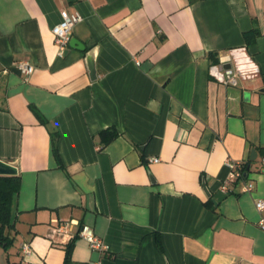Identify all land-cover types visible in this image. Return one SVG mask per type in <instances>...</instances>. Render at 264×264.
<instances>
[{"label": "crops", "instance_id": "crops-1", "mask_svg": "<svg viewBox=\"0 0 264 264\" xmlns=\"http://www.w3.org/2000/svg\"><path fill=\"white\" fill-rule=\"evenodd\" d=\"M62 9L82 19L58 54ZM0 159L20 176L0 264H64L67 245L65 264H264V0H0ZM229 160L247 171L224 193ZM70 219L107 251L54 231Z\"/></svg>", "mask_w": 264, "mask_h": 264}, {"label": "built area", "instance_id": "built-area-1", "mask_svg": "<svg viewBox=\"0 0 264 264\" xmlns=\"http://www.w3.org/2000/svg\"><path fill=\"white\" fill-rule=\"evenodd\" d=\"M60 16L61 19L60 21L55 24L52 27V33L54 36V41L56 43L57 49H58V54H62L63 51L66 49V47L69 44L70 38H71V31L72 27L79 22L82 19V16L77 13V12H69L66 9L60 10ZM225 59L221 58L220 63L222 64L225 61H228L229 55L224 56ZM16 66L18 70L25 74H30L34 70V66L32 64H29L27 61L20 60L16 63ZM226 76L222 79L225 84H236V73L233 72L232 68L230 70H227ZM152 161H157V157H153L151 159ZM227 164L230 167V173L228 178H226L220 185V190L224 193H227L229 188L228 185L232 182L235 181L239 178L242 177L241 174V161H231L229 160ZM262 164H264V159H262ZM254 187V184L252 181L247 182L243 186L244 191H250ZM255 207L257 208L258 211H264V198H259L255 202ZM78 222L74 219L70 220H64V221H59V220H54L53 221V228L54 231L58 234L61 235L63 238L70 239L72 236L77 234L84 240H86L89 244V247L100 251V252H106L108 249L107 244L99 237L96 235L94 232L93 228L85 223H82L79 225V228L77 232H73V227L76 225ZM261 227L264 228V220H261ZM22 250L27 253L30 251V246L28 243H23L22 244Z\"/></svg>", "mask_w": 264, "mask_h": 264}, {"label": "trees", "instance_id": "trees-1", "mask_svg": "<svg viewBox=\"0 0 264 264\" xmlns=\"http://www.w3.org/2000/svg\"><path fill=\"white\" fill-rule=\"evenodd\" d=\"M255 33L253 31H247L244 33L246 44L248 45L253 41ZM41 118V117H40ZM41 121L45 122L41 118ZM117 135L113 128L102 129L99 133L101 142L103 144L109 143ZM57 133L51 132L52 150L55 158L58 160V152L56 148ZM241 174L244 177L247 171V162H241ZM20 188V176L16 175H0V243L7 245L12 241L10 231L14 227L13 218V202ZM70 251V245L66 246V254L64 264L68 258Z\"/></svg>", "mask_w": 264, "mask_h": 264}, {"label": "water", "instance_id": "water-1", "mask_svg": "<svg viewBox=\"0 0 264 264\" xmlns=\"http://www.w3.org/2000/svg\"><path fill=\"white\" fill-rule=\"evenodd\" d=\"M73 42L77 43L76 40L73 38H70L69 44H73ZM87 66L90 73L91 78L96 77V69H95V53L92 51H89L87 54ZM220 68L227 72V70L231 69V64L226 63L220 65ZM256 157V151L255 149H251L250 152V159L254 160ZM18 173V169L15 165L11 164L10 162H7L3 159H0V175H16ZM246 177V174H244ZM205 193L207 196H210V192L208 191L207 187L204 186Z\"/></svg>", "mask_w": 264, "mask_h": 264}, {"label": "rangeland", "instance_id": "rangeland-1", "mask_svg": "<svg viewBox=\"0 0 264 264\" xmlns=\"http://www.w3.org/2000/svg\"><path fill=\"white\" fill-rule=\"evenodd\" d=\"M18 240H19V236H16L15 239L13 240V242L9 245L10 249L11 248H15V246L17 245Z\"/></svg>", "mask_w": 264, "mask_h": 264}]
</instances>
